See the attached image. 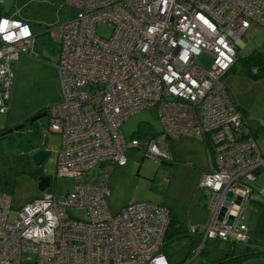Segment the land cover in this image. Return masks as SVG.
<instances>
[{
    "label": "built area",
    "instance_id": "obj_1",
    "mask_svg": "<svg viewBox=\"0 0 264 264\" xmlns=\"http://www.w3.org/2000/svg\"><path fill=\"white\" fill-rule=\"evenodd\" d=\"M38 1L75 9L47 28L58 42L54 66L63 101L49 108L44 136L60 139L54 177L76 182L62 195L46 187L12 222L11 196L0 190V264H161V257L173 264L164 253L170 209L131 198L113 213L108 182L116 166L126 165L129 150L160 164L169 158L159 144L185 134L209 154L210 169L197 187L211 196L210 214L204 223L188 224L199 243L174 264H191L209 239L248 243L246 211L254 200L264 202V152L222 78L251 23L264 27V0ZM16 14L0 15L2 114L9 111L19 57L34 46L29 22ZM98 26L110 28V35H99ZM202 53L212 57L207 69L195 63ZM144 109H153L162 131L127 139L123 121ZM94 168L96 175L87 176ZM71 207L86 217L72 218Z\"/></svg>",
    "mask_w": 264,
    "mask_h": 264
},
{
    "label": "rangeland",
    "instance_id": "obj_2",
    "mask_svg": "<svg viewBox=\"0 0 264 264\" xmlns=\"http://www.w3.org/2000/svg\"><path fill=\"white\" fill-rule=\"evenodd\" d=\"M0 12H15L26 17L35 32L31 53L21 54L16 65L9 111L6 114L0 113V126L5 128L22 122L42 109L48 113L51 106L63 101L59 76L54 66L59 56L58 42L50 37L47 28L55 22L67 19L69 14L73 15L75 9L59 2L3 0L0 2ZM97 32L103 37H108L111 29L98 26ZM258 50L264 51V27L251 23L237 49L240 60L224 74L222 81L234 103L244 113L252 131L256 133V142L264 152V130H260L264 126V74L252 76L244 63L245 58ZM195 63L207 69L212 64V57L202 53L195 58ZM47 119L48 115L39 118L38 122L43 123L46 128ZM140 126L150 128V131L155 133L163 129L153 109H144L123 121L122 134L128 139L137 133ZM10 137L19 139L16 131L10 133ZM59 143L58 134L48 133L45 139L46 148L50 150L48 156L40 166L32 163L26 168L28 171L16 176L9 191L10 222L16 219L20 206L43 194L38 188L39 174L51 177V183L46 190L59 195L66 194L74 186L76 180L73 177H54V152ZM159 146L168 153L167 161L157 164L151 158H141L140 154L132 153L133 157L128 158L126 165L113 169L109 176L110 195L107 197V203L113 213L119 211L131 198L153 202L175 211L185 230L181 237H174L165 244L164 253L173 264L181 263L192 248L193 236L187 230L188 224L204 223L209 218L211 196L197 187L201 172L209 170V154L199 139L188 134L175 138L167 137ZM96 173L97 168H94L87 176ZM260 180L264 183V172ZM248 208H251V205ZM247 212L248 209L246 215ZM68 213L76 219L86 217L83 209L71 207L68 208ZM260 243L264 242L260 240ZM257 247L264 249L259 244ZM225 249L224 242L209 239L204 244L202 253L191 264H210L217 259L218 251ZM239 264H264V255H253Z\"/></svg>",
    "mask_w": 264,
    "mask_h": 264
},
{
    "label": "trees",
    "instance_id": "obj_3",
    "mask_svg": "<svg viewBox=\"0 0 264 264\" xmlns=\"http://www.w3.org/2000/svg\"><path fill=\"white\" fill-rule=\"evenodd\" d=\"M11 13L12 12H0V15H9ZM16 16L28 21L26 17L20 14H16ZM28 22L30 23V21ZM239 60L240 58L237 55L235 63ZM244 63L246 67L249 68L248 72H250L252 76H261L264 74V51L258 50L252 52V54L244 59ZM253 66L257 67V72L251 71ZM23 121H25L24 128L16 131L19 137L18 140H14L10 137V133L0 135V190L7 193L12 189L16 176L19 173L28 171L26 168L32 164L31 154L42 148L45 144V125L38 122V120L29 124L28 117ZM8 127L3 128L0 133L4 132ZM150 130V128L140 126L136 134H139V136L140 134L154 135L155 132ZM247 223L249 226L248 244H225L226 249L219 250L217 259L211 261L210 264H239L241 261L253 255H264V249H259V247H257L259 244L261 248H264V243H260V240L264 242V202L254 200L251 203V208H248L247 212ZM184 230L177 216L170 211L169 225L165 234V244L174 237H181V233ZM199 240V235L194 236L191 242L192 246L198 244Z\"/></svg>",
    "mask_w": 264,
    "mask_h": 264
},
{
    "label": "water",
    "instance_id": "obj_4",
    "mask_svg": "<svg viewBox=\"0 0 264 264\" xmlns=\"http://www.w3.org/2000/svg\"><path fill=\"white\" fill-rule=\"evenodd\" d=\"M46 115H47L46 110L37 111L36 113H34L28 117V122H29V124H32L34 121L38 120L39 118L45 117ZM24 126H25V121H22L18 124H14L12 126H9L8 128H6L4 130V132L0 133V135H6L9 133H12L13 131H18V130L24 128ZM45 146L46 145L44 144V146L42 148L36 150L35 152H33L31 154V160L35 166H40L42 164V162L45 160V158L48 156L49 152L45 148ZM37 178H38L39 190L44 191L46 189V187L49 186L50 176L45 175V174H40ZM228 200H229V196H227L226 201L224 202L225 205L228 204ZM239 201H240V197L237 198L236 203H239ZM224 210H225V207H223L222 210L220 211V216H219L220 219L223 216ZM232 219H233V215L230 216V219L228 222L231 223Z\"/></svg>",
    "mask_w": 264,
    "mask_h": 264
},
{
    "label": "crops",
    "instance_id": "obj_5",
    "mask_svg": "<svg viewBox=\"0 0 264 264\" xmlns=\"http://www.w3.org/2000/svg\"><path fill=\"white\" fill-rule=\"evenodd\" d=\"M30 24V27H31V29H32V31H33V33H35L34 32V29H33V27L31 26V23H29ZM36 36V35H35ZM240 44H241V41H238L237 42V49H238V47L240 46ZM20 123V122H19ZM16 124H18V123H16ZM14 125V124H13ZM10 126H12V125H10ZM132 153H137V154H140V156H141V158H143L142 157V155H141V153L138 151V150H129L127 153H126V157H127V160H128V158H131V156H132ZM133 157V156H132ZM209 161H210V158H209ZM209 169H210V167H209ZM205 171V170H204ZM199 179V178H198ZM110 188V187H109ZM110 195V194H109ZM127 203V202H126ZM125 203V204H126ZM124 204V205H125ZM170 211H172L176 216H177V218H178V214L175 212V211H173L172 209H170ZM178 220H179V222H180V219L178 218ZM181 223V222H180Z\"/></svg>",
    "mask_w": 264,
    "mask_h": 264
},
{
    "label": "clouds",
    "instance_id": "obj_6",
    "mask_svg": "<svg viewBox=\"0 0 264 264\" xmlns=\"http://www.w3.org/2000/svg\"><path fill=\"white\" fill-rule=\"evenodd\" d=\"M4 23L7 24L6 21H5ZM22 31H23L25 34H28V29H27L26 26L22 29ZM159 259H160L161 264H166V261H164V258H163V257H161V258H159Z\"/></svg>",
    "mask_w": 264,
    "mask_h": 264
},
{
    "label": "flooded vegetation",
    "instance_id": "obj_7",
    "mask_svg": "<svg viewBox=\"0 0 264 264\" xmlns=\"http://www.w3.org/2000/svg\"><path fill=\"white\" fill-rule=\"evenodd\" d=\"M40 175V174H39Z\"/></svg>",
    "mask_w": 264,
    "mask_h": 264
}]
</instances>
